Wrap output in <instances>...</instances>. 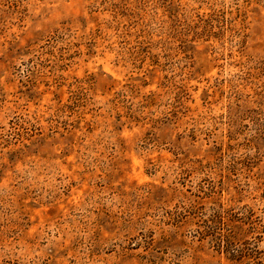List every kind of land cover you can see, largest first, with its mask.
<instances>
[{
    "label": "rangeland",
    "instance_id": "obj_1",
    "mask_svg": "<svg viewBox=\"0 0 264 264\" xmlns=\"http://www.w3.org/2000/svg\"><path fill=\"white\" fill-rule=\"evenodd\" d=\"M0 264H264V0H0Z\"/></svg>",
    "mask_w": 264,
    "mask_h": 264
},
{
    "label": "trees",
    "instance_id": "obj_2",
    "mask_svg": "<svg viewBox=\"0 0 264 264\" xmlns=\"http://www.w3.org/2000/svg\"><path fill=\"white\" fill-rule=\"evenodd\" d=\"M222 242H223V241H221V240H219V241H215L218 250H219V249H220V250L222 249V247H223V245L221 244Z\"/></svg>",
    "mask_w": 264,
    "mask_h": 264
}]
</instances>
